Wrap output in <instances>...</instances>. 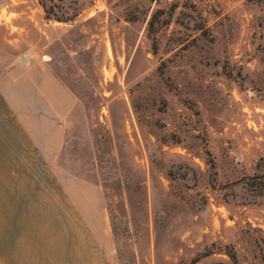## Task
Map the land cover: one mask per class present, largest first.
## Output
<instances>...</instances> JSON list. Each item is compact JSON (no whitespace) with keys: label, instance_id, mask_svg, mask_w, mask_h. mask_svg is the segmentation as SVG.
I'll return each mask as SVG.
<instances>
[{"label":"rangeland","instance_id":"374dc122","mask_svg":"<svg viewBox=\"0 0 264 264\" xmlns=\"http://www.w3.org/2000/svg\"><path fill=\"white\" fill-rule=\"evenodd\" d=\"M40 61L77 102L30 196L119 264H264V0H0V78Z\"/></svg>","mask_w":264,"mask_h":264},{"label":"crops","instance_id":"0c3cea01","mask_svg":"<svg viewBox=\"0 0 264 264\" xmlns=\"http://www.w3.org/2000/svg\"><path fill=\"white\" fill-rule=\"evenodd\" d=\"M72 90L45 62L0 78V218L4 264H119L111 227H88L71 197L30 196L60 172ZM47 204L48 206H45ZM3 205V211L2 209Z\"/></svg>","mask_w":264,"mask_h":264},{"label":"trees","instance_id":"16d2710c","mask_svg":"<svg viewBox=\"0 0 264 264\" xmlns=\"http://www.w3.org/2000/svg\"><path fill=\"white\" fill-rule=\"evenodd\" d=\"M228 255L230 257V261L228 263H219V264H240L236 253L234 251H228Z\"/></svg>","mask_w":264,"mask_h":264}]
</instances>
